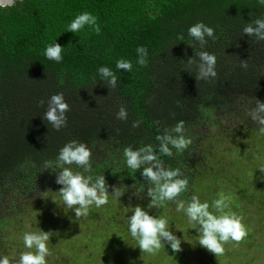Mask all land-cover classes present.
<instances>
[{
  "label": "trees",
  "instance_id": "1",
  "mask_svg": "<svg viewBox=\"0 0 264 264\" xmlns=\"http://www.w3.org/2000/svg\"><path fill=\"white\" fill-rule=\"evenodd\" d=\"M84 11L98 17L100 35L87 27L77 33L66 32L72 19ZM260 17H264V6L257 0H22L0 8V230L24 214L21 205L30 202L33 209L39 201L47 205L46 199L63 215L70 214L73 222L79 219L57 193L62 186L55 182L59 169L54 166L59 150L77 140L92 150L91 174L105 176L110 195L111 186L124 193L112 206L116 221L107 229L113 234L119 227L126 233L128 216L121 215H131L132 211H114L126 207L123 201L128 196L149 204L147 189L152 185L141 176L142 169L127 167L123 149L129 145L134 149L147 144L156 147V137L181 120L193 143L183 152L172 149L171 157L158 149L157 155L165 167L179 168L189 179V190L179 198L189 201L198 183L216 173L212 166L202 171L204 160L207 163L209 158H217V164L226 166L219 151L213 154L210 147L201 151L202 126L219 129L242 125L250 133H259L247 113L255 106L254 99L264 103V41L242 36V29ZM197 22L216 32L215 42L209 38L204 49L188 36V28ZM181 35L183 40L178 39ZM53 42L64 48L60 63L43 55ZM139 46L148 50V64L143 67L136 63ZM201 50L217 57L218 77L213 82L196 81L195 65L191 69L187 65ZM121 58L132 62L131 72L116 69ZM248 59L249 68L241 69L239 60ZM101 66L117 75L115 89H109L100 77ZM60 92L71 110L66 113L67 126L55 131L42 118L50 97ZM121 105L128 111L127 121L116 119ZM136 120L141 121L140 126L133 128ZM45 161L53 164L48 170L44 169ZM232 176L221 181L230 182ZM255 190L264 195L262 187ZM45 191L49 192L42 194ZM175 204L166 202L163 207ZM102 207L93 206L81 220L86 218L89 225V219L98 220L106 226L104 216L111 207ZM70 226L65 224L68 232L72 231ZM95 228L94 237L108 233ZM122 240L118 232L111 240L115 244L99 253H108L107 257L119 264L114 252L121 249L122 264H161L142 252L126 263L122 250L127 244Z\"/></svg>",
  "mask_w": 264,
  "mask_h": 264
},
{
  "label": "clouds",
  "instance_id": "2",
  "mask_svg": "<svg viewBox=\"0 0 264 264\" xmlns=\"http://www.w3.org/2000/svg\"><path fill=\"white\" fill-rule=\"evenodd\" d=\"M15 2L16 0H0V8L14 6ZM257 2L260 6H264V0H257ZM86 27L96 35L101 34L98 17L88 11L75 16L67 25L66 32L77 33ZM188 36L198 42L201 49H204L208 44L209 38L213 42L216 40L215 29L204 22H197L190 26ZM242 36L254 37L258 42L264 41V17L245 23ZM178 39L183 40V35ZM63 51V47L53 42L46 46L43 55L50 61L60 63L63 59ZM136 53L137 65L146 66L148 64L147 48L139 46ZM249 59L239 60V67L247 70ZM216 64V55L205 50L197 52L195 58L192 57L187 61L189 69L195 65L196 81L213 82L218 77ZM116 69L131 72L133 64L130 60L121 58L116 62ZM98 73L106 81L109 89L117 87L118 77L109 67L101 66L98 68ZM254 102L255 106L248 110L247 114L258 125L259 133L264 135V103L258 99H254ZM44 103L43 100L39 102L40 106H43ZM70 110L64 93L60 92L50 97L42 119L46 120L53 130L59 131L67 126L66 113ZM116 119L128 120V111L123 105L119 107ZM140 123V120L133 121L132 127L138 128ZM156 123L159 124V121ZM185 132V121H178L172 128H165L163 133L156 137L159 142L158 146L147 144L134 149L129 145L123 149V156L127 167L133 171L142 169L141 176L152 185L147 189V197L150 198L149 206L159 208L165 206L166 202H175L176 211L183 212L189 223L197 228L199 245L215 257L222 256L226 252V244L234 242L239 245L247 239L250 230L243 222L244 218L231 211L232 197L224 191L218 192L217 198L212 200L211 204L207 201L201 202L197 195H192L189 201L179 199L183 193L189 190V179L179 168L165 167L157 155V149L159 153L168 157L173 156L172 149L183 152L193 143L192 139L185 135ZM72 165L82 171L74 170ZM52 166V162L45 161V170ZM54 166L59 169L55 172V182L62 186L57 193L67 208L74 209L76 218L87 217L93 206L100 208L107 205L110 196L119 198L124 194L120 187L111 186L110 195V186L105 176L91 174L93 170L92 150L86 143L77 140L66 143L59 150ZM259 170L264 172V168ZM132 209L131 215L128 216V231L137 242L140 252L155 256L165 248V245H170L173 253L182 251V241L170 230L168 217L150 215L139 205ZM54 234L51 230L45 232L39 228L25 232L22 239L26 251L21 252L17 260L6 255L0 256V264H47L46 258L52 255L49 241Z\"/></svg>",
  "mask_w": 264,
  "mask_h": 264
},
{
  "label": "rangeland",
  "instance_id": "3",
  "mask_svg": "<svg viewBox=\"0 0 264 264\" xmlns=\"http://www.w3.org/2000/svg\"><path fill=\"white\" fill-rule=\"evenodd\" d=\"M202 133V140L198 143L201 144V151L206 152L208 147L213 150V154L219 151L218 155L223 154L221 158L226 166L217 164L219 161L217 158L211 157L207 163L204 160L202 171H207L212 166L216 173L209 174L212 175L209 180L199 182L193 195L202 194L201 202L207 201L210 204L217 198L218 192L224 191L230 195L232 197L231 211L241 215L244 218L243 222L250 230L247 239L239 245L234 242L226 244L225 254L215 257L199 245L197 228L189 223L183 212L176 211V204L172 207L152 208L149 206L150 203H146L144 199L128 196L123 201L126 207L114 212L125 211L128 208L133 211L132 207L139 205L150 215L168 217L170 230L182 241V251L175 253L177 256L175 258L171 247L168 251L161 249L157 255L149 256L151 261H161V264H264V195L255 192L257 186L264 189V172L259 170L264 168V135L250 133L245 127L242 128V125L219 129L213 126H206V128L202 126ZM199 166L198 169L201 168V165ZM231 173L233 176L230 182L221 181H226L227 177L230 179ZM46 201L47 205L39 201L38 206L33 209H30L32 206L30 202L24 203L19 208H25L24 214L14 218L6 230L1 228L0 240L3 245H0V256L6 255L17 260L20 253L26 251L22 239L23 234L37 228L48 232L49 225L55 227L52 230L55 234L50 237L49 248L52 255L46 258L47 264H117L107 257L108 253L99 252H105L110 244H115L111 240L118 232H121L123 243L127 244L122 250L126 263L129 259L133 260L136 252L138 256L141 255L137 242L132 237H128V231L125 233L117 227L114 229L115 233L112 234L111 229H107L113 227V222L116 221L111 211L115 209L112 206L120 202L119 199L109 197L107 205L111 208L107 214L104 213V218L108 222L106 226L98 224V220L90 221V219L89 223L92 225H89L86 218L83 221L79 218L73 222L70 214L63 215L62 211L60 213L52 207L49 199ZM73 211L74 209H71L72 213ZM67 212L69 213L68 210ZM53 213H59V215L55 217ZM123 214L121 215L123 218L129 216V214ZM65 224L71 225V232L65 229ZM95 226L105 229L108 233L94 237L93 232L97 230ZM94 252L96 254L89 256ZM114 254L120 260L119 264H122L121 249L120 252L116 249ZM143 258L145 259L144 256Z\"/></svg>",
  "mask_w": 264,
  "mask_h": 264
},
{
  "label": "water",
  "instance_id": "4",
  "mask_svg": "<svg viewBox=\"0 0 264 264\" xmlns=\"http://www.w3.org/2000/svg\"><path fill=\"white\" fill-rule=\"evenodd\" d=\"M16 1H20V0H16Z\"/></svg>",
  "mask_w": 264,
  "mask_h": 264
}]
</instances>
